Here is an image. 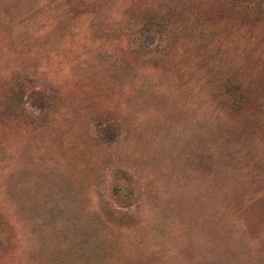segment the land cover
Wrapping results in <instances>:
<instances>
[{
  "label": "rangeland",
  "instance_id": "1",
  "mask_svg": "<svg viewBox=\"0 0 264 264\" xmlns=\"http://www.w3.org/2000/svg\"><path fill=\"white\" fill-rule=\"evenodd\" d=\"M0 264H264V0H0Z\"/></svg>",
  "mask_w": 264,
  "mask_h": 264
},
{
  "label": "trees",
  "instance_id": "2",
  "mask_svg": "<svg viewBox=\"0 0 264 264\" xmlns=\"http://www.w3.org/2000/svg\"><path fill=\"white\" fill-rule=\"evenodd\" d=\"M20 94H23V91H21ZM34 99L36 100V102L38 103V108L39 110H42L46 107V104H47V99L45 97V95L43 93H40V92H33L32 93ZM23 97H20V100L23 101Z\"/></svg>",
  "mask_w": 264,
  "mask_h": 264
}]
</instances>
